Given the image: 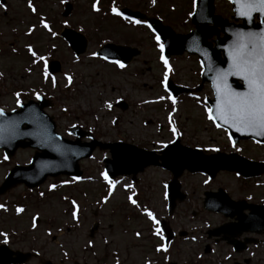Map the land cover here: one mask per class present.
<instances>
[{"label": "rangeland", "instance_id": "1", "mask_svg": "<svg viewBox=\"0 0 264 264\" xmlns=\"http://www.w3.org/2000/svg\"><path fill=\"white\" fill-rule=\"evenodd\" d=\"M109 1L0 0V108L9 112L20 103L44 96L54 102L55 107L48 113L66 138L71 139V127L79 126L98 141H123L152 151L175 140L171 131L174 127L183 145L206 146L264 162V145H234L227 133L208 119L207 98L213 97L208 85H202L199 93L194 92L197 94L180 96L175 104L165 90L166 71L168 79L177 86L194 89L200 85L202 68L196 55L184 53L167 61L165 69L160 46L148 22L159 19L177 33L188 34L195 28L191 17L196 0ZM66 3L72 4V10L63 16ZM94 4L98 10L93 9ZM113 8L119 13L128 8L142 13L143 18L137 24L136 19L122 14L114 18L104 14ZM215 10L233 21L227 0H216ZM66 27L88 39L86 52L79 59L59 36ZM108 42L129 44L143 52L129 67L120 68L96 56L100 46ZM51 60L62 63V72L45 76ZM67 77H71V82ZM121 101L128 104L126 109L117 106ZM33 155L34 150H20L9 160L0 151V186L15 165H28ZM109 156L108 151L96 150L92 158L82 161L84 175L79 181L51 178L33 191L19 186L0 197V233L4 234L0 235V244L25 252L41 251L45 260L55 264L237 261L225 243L207 238L209 230L228 220L204 209V193L222 188L235 200L264 203V176L245 180L235 173L222 172L210 180L204 175L185 173L181 185L187 198L178 202L169 217L166 186L172 174L150 167L138 175L135 183L131 177L110 180L114 185L110 191L102 175L103 160ZM18 208L22 211L17 212ZM145 210L151 211L158 222L168 219L177 234L186 232V236L177 237L166 249L163 235L156 233L159 224L153 223ZM207 245L212 251L209 254L204 252ZM253 251L255 257L245 255L248 264H264V246Z\"/></svg>", "mask_w": 264, "mask_h": 264}, {"label": "water", "instance_id": "2", "mask_svg": "<svg viewBox=\"0 0 264 264\" xmlns=\"http://www.w3.org/2000/svg\"><path fill=\"white\" fill-rule=\"evenodd\" d=\"M215 0H199L197 12L193 16V24L196 30L189 35H177L172 29L162 26L159 21L152 22L156 33L165 44L166 56L182 55L185 52L197 54L204 68L202 74L203 83H211L214 92V100H209L212 115L215 114L217 104V87H223L217 79L218 73L225 72L229 68V53L237 41L239 33L264 31V15L258 11L252 12L249 16L241 15V3L236 0H229L233 4L234 19L247 18L251 20V26L244 25L235 27L215 16ZM66 13L70 12L68 6ZM261 23L254 25V17ZM212 24L215 25L211 26ZM221 26L225 37L215 41V47L208 43V39L217 33V27ZM62 36L69 42L71 48L78 55L84 53L87 47V40L80 33L72 30L63 32ZM222 53V55H221ZM137 49L120 47L113 44L105 45L98 53L108 59L121 60L129 64L134 56L139 55ZM49 70L57 73L61 70L58 62H51ZM227 85L233 91H245L244 82L236 76L227 77ZM170 88L176 93L172 84ZM39 102H28L20 106V110L6 113L0 110V149H3L8 157L14 156L20 148H33L37 152L28 167L16 166L9 175L2 187L0 195L5 194L11 188L25 184L29 189L42 185L48 177L66 175L80 178L83 172L80 170L79 162L90 158L97 148L110 150L111 159H105V168L111 179L118 176L134 175L143 172L147 167L158 166L171 171L174 175L173 181L168 186L169 210L172 214L177 201H183L185 195L180 190L178 179L187 170L190 173H205L210 178H215L221 171L236 172L245 178L260 176L264 173L263 163H254L238 155H226L218 153L213 156H206L201 150H192L180 145V140L169 145L158 155L156 152H148L123 143L104 144L95 140L92 135L90 143H82L81 138L86 134L77 129L72 133L77 136L75 141L64 139L56 132V123L44 108L52 107L53 104L44 98L39 97ZM121 105L126 106L124 103ZM216 124L227 130L230 136L238 143L242 139H254L264 143V135L254 134L251 130L237 131L229 128L226 123L216 120ZM204 201L205 209L208 211L222 213L227 218H236V223L228 224L210 233L211 236H240L244 231L262 232L264 230V206L248 205L245 202L233 201L222 189L218 193H206ZM250 210L249 215H244L245 210ZM163 224V223H162ZM163 231L167 233V243L172 241L173 233L164 223ZM227 239V238H226ZM234 243V240H229ZM15 256V257H14ZM30 255L14 253L7 246L0 247V264H24Z\"/></svg>", "mask_w": 264, "mask_h": 264}, {"label": "snow or ice", "instance_id": "3", "mask_svg": "<svg viewBox=\"0 0 264 264\" xmlns=\"http://www.w3.org/2000/svg\"><path fill=\"white\" fill-rule=\"evenodd\" d=\"M237 3H241V0H236ZM31 7V5H29ZM94 10H98L96 5H93ZM240 12L241 15L249 16L252 12L258 11L264 15V0H242ZM113 13L120 15L115 8L112 9ZM139 24L140 21H134ZM45 27H48L46 24ZM157 44L160 46L161 56L160 59L164 63L165 69H168L167 60H165L163 52L164 46L160 43V38L156 37ZM29 51H32L29 49ZM95 55V54H94ZM41 60L44 57H40ZM229 68L225 72L218 73L217 79L221 82L223 87H217V104L215 108L214 116L210 114L208 119L213 121H223L229 128H235L237 131L251 130L254 134L264 135V31L260 33L249 32L239 33L237 41L233 45L232 51L229 53ZM112 63L116 64L120 68H124L125 65L117 60H113ZM47 66L45 68L44 75L47 76ZM236 76L239 77L245 86V91L237 92L227 85V77ZM71 82V77H67ZM167 71L164 74V81H167ZM167 91V88H165ZM39 98V97H37ZM163 99V97H161ZM171 99V96H169ZM175 104V100L172 101ZM107 107L111 108L112 105L108 104ZM209 113H212V109H208ZM2 115V113H0ZM173 135H178L176 129H171ZM167 147V145H164ZM216 151V149H212ZM103 178L109 183V189L114 187L113 183L109 180L108 174L103 173ZM129 200L135 204V201ZM75 208V204L73 205ZM22 211L17 209V212ZM145 213L153 223L158 221L153 216L151 211L145 210ZM73 219L77 218L76 211L72 213ZM35 227V219L33 221ZM160 229H156V233H159ZM0 235H4L0 233ZM139 236V233L136 234ZM163 239V237H161ZM159 251V249H157Z\"/></svg>", "mask_w": 264, "mask_h": 264}, {"label": "flooded vegetation", "instance_id": "4", "mask_svg": "<svg viewBox=\"0 0 264 264\" xmlns=\"http://www.w3.org/2000/svg\"><path fill=\"white\" fill-rule=\"evenodd\" d=\"M251 239H258V244H253V245H247V243L245 242V240H251ZM231 250V253L233 254L234 258L237 259V261L234 262V264H248V260L247 258H245V255L247 253H249V256H256L255 251H253V249H255V247H261L264 246V232H262L261 234L257 235V234H244L240 239H239V245H237V249H239L240 252H236L234 247L228 245L227 243H225ZM211 253V252H210ZM231 256H227V261H229L231 258ZM242 257L241 260H239L238 258Z\"/></svg>", "mask_w": 264, "mask_h": 264}]
</instances>
